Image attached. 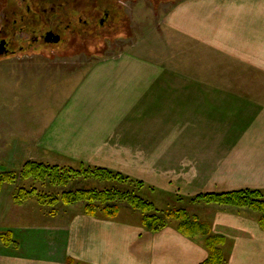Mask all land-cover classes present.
I'll return each mask as SVG.
<instances>
[{"label": "crops", "instance_id": "1", "mask_svg": "<svg viewBox=\"0 0 264 264\" xmlns=\"http://www.w3.org/2000/svg\"><path fill=\"white\" fill-rule=\"evenodd\" d=\"M162 24L173 44L167 57L126 54L83 69L31 141L189 197L264 190V0H177ZM196 45L214 56L197 58ZM22 205L0 197V231L17 241L0 243V264H200L208 255L204 237L176 223L152 232L82 210L38 212L33 222L17 217ZM204 205L196 216L225 237V264H264L252 211Z\"/></svg>", "mask_w": 264, "mask_h": 264}, {"label": "rangeland", "instance_id": "2", "mask_svg": "<svg viewBox=\"0 0 264 264\" xmlns=\"http://www.w3.org/2000/svg\"><path fill=\"white\" fill-rule=\"evenodd\" d=\"M174 2L170 0H124L122 6L127 17L124 31H118L111 37L107 36L105 50L97 51L93 56L91 54L88 57L65 59L59 54L50 55V49H47L45 55L27 54L0 58V173L12 171L16 176L13 183L3 184L0 190L1 198L10 196L14 202L13 196L20 188L33 189L37 193L57 198H60L62 192L69 190H128L153 202L160 215L178 208L186 210L191 215L202 212L200 206L205 207V203L190 202L189 194L180 188L165 191L153 189L149 185L138 186L133 181L120 183L82 177L73 178L64 186H56L48 180L38 181L31 178L24 179L20 176L22 164L27 160L59 165L65 169L79 168L78 162L64 156L44 152L36 146V141H31L32 138L39 135L42 127L65 102L83 69L105 60L108 62L114 58L123 57L126 54L143 53L152 58V54L159 53L162 55L161 58L167 57L168 50L173 44L168 42V33L167 31L164 33L162 20L168 7ZM187 44L194 45L189 42ZM195 49L197 52L194 54L197 58L200 54L204 56L212 54L197 45ZM174 54L177 55L179 52L175 51ZM194 65H198V60L193 59ZM107 165H111L110 162ZM128 173L136 179L135 175L138 172L133 170ZM115 203L120 207L119 219L140 220V211L132 209L125 201L118 200ZM22 204L21 207L15 208L19 214L17 217L21 219L30 217L33 222L43 218L38 212L40 214L42 212L49 214L50 211L69 213L73 210L81 211L83 206L82 202L73 205L58 202L53 207L41 205L37 202L35 194ZM227 207L232 208V206ZM244 209L252 211L257 217L260 216L257 211ZM168 223L172 224L176 221L169 219Z\"/></svg>", "mask_w": 264, "mask_h": 264}, {"label": "trees", "instance_id": "3", "mask_svg": "<svg viewBox=\"0 0 264 264\" xmlns=\"http://www.w3.org/2000/svg\"><path fill=\"white\" fill-rule=\"evenodd\" d=\"M161 1V0H159ZM169 1V0H168ZM177 1V0H170ZM127 21V17L125 16ZM124 26L119 32L124 31ZM117 31V32H118ZM114 35V34H113ZM21 178L45 181L48 180L52 185L64 186L73 178L82 177L85 179L93 178L97 180L135 182L138 186H145L144 182L134 179L131 176L120 171H114L101 166H93L85 163H79V168H62L59 165H50L42 162L27 160L22 164L20 170ZM16 179L12 171L0 173V190L5 183H13ZM36 195L37 202L41 205L53 207L58 202L64 205H73L82 202V211L90 216L101 215L105 218L113 219L118 213L120 207L115 201H125L132 209L141 213L140 223L143 227L152 232L164 229L168 225V220L176 221V229L187 237L202 235L204 244L208 251L207 258L200 264H225L226 258L221 249L225 242V237L221 234L213 233L210 226L201 221L196 215L189 214L182 208L174 209L169 212L160 213L156 210L151 201H147L135 193L124 190H94L78 189L74 191H64L60 198L40 194L35 190L20 188L13 196L16 204H22L32 195ZM190 202H203L205 204H217L221 206H232L239 209L248 208L260 213L257 217L260 227L264 230V190L262 189H237L231 191H211L201 192L189 198ZM52 214L53 211H50ZM0 243L5 245H17L9 231H0Z\"/></svg>", "mask_w": 264, "mask_h": 264}, {"label": "flooded vegetation", "instance_id": "4", "mask_svg": "<svg viewBox=\"0 0 264 264\" xmlns=\"http://www.w3.org/2000/svg\"><path fill=\"white\" fill-rule=\"evenodd\" d=\"M124 0H0V58L104 51L107 36L124 26Z\"/></svg>", "mask_w": 264, "mask_h": 264}, {"label": "water", "instance_id": "5", "mask_svg": "<svg viewBox=\"0 0 264 264\" xmlns=\"http://www.w3.org/2000/svg\"><path fill=\"white\" fill-rule=\"evenodd\" d=\"M0 46H3V44L1 43V45ZM2 53V50L0 49V54Z\"/></svg>", "mask_w": 264, "mask_h": 264}]
</instances>
